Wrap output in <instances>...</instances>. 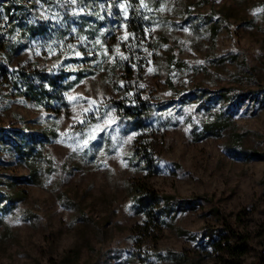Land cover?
<instances>
[{"label":"rangeland","instance_id":"1","mask_svg":"<svg viewBox=\"0 0 264 264\" xmlns=\"http://www.w3.org/2000/svg\"><path fill=\"white\" fill-rule=\"evenodd\" d=\"M0 137V264H264V0H0Z\"/></svg>","mask_w":264,"mask_h":264},{"label":"trees","instance_id":"2","mask_svg":"<svg viewBox=\"0 0 264 264\" xmlns=\"http://www.w3.org/2000/svg\"><path fill=\"white\" fill-rule=\"evenodd\" d=\"M212 126H209L211 128ZM213 127H218L214 126ZM221 129V128H218ZM1 141V137H0ZM141 161H145L148 165H152V162L146 160V156L141 157ZM139 202L144 207L145 214L149 218L150 222L161 224L164 216L170 215L175 205V197L171 195H159L154 191L144 192L139 196ZM181 235L187 234L180 230ZM236 251V248H231ZM243 253V252H241Z\"/></svg>","mask_w":264,"mask_h":264}]
</instances>
